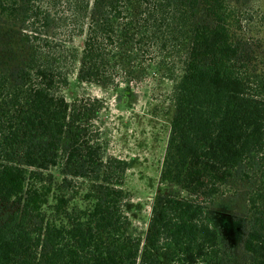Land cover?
Here are the masks:
<instances>
[{
	"label": "trees",
	"instance_id": "1",
	"mask_svg": "<svg viewBox=\"0 0 264 264\" xmlns=\"http://www.w3.org/2000/svg\"><path fill=\"white\" fill-rule=\"evenodd\" d=\"M242 6L0 0V204L13 209L0 264H225L208 210L234 179L251 185L243 264H264V32ZM75 65L80 82L112 90L150 75L172 83L144 239L127 230L128 166L104 156L94 126L103 103L63 95Z\"/></svg>",
	"mask_w": 264,
	"mask_h": 264
},
{
	"label": "rangeland",
	"instance_id": "2",
	"mask_svg": "<svg viewBox=\"0 0 264 264\" xmlns=\"http://www.w3.org/2000/svg\"><path fill=\"white\" fill-rule=\"evenodd\" d=\"M238 1L243 5L242 12L251 18L247 28L263 37L264 0ZM63 14L61 11L59 15L67 18ZM70 45L79 51L81 40L75 39ZM77 67L68 69L63 95L68 103L86 99L103 103L94 126L104 144V156L114 157L128 166L123 184L130 194L125 205L127 230L130 235L144 239L175 115L170 97L172 83L161 76L150 75L143 80L131 81L128 87L112 90L80 82ZM257 73L259 78H264L263 67L260 66ZM250 191L251 185L234 179L222 189L208 210L211 223L221 236V246L227 253L225 264H243L241 244L246 231ZM12 210L10 205L0 204V223Z\"/></svg>",
	"mask_w": 264,
	"mask_h": 264
}]
</instances>
